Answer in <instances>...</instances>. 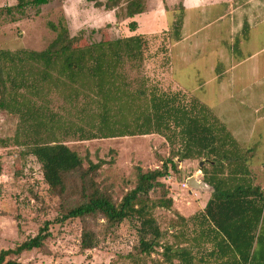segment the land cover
Masks as SVG:
<instances>
[{"label": "trees", "instance_id": "trees-1", "mask_svg": "<svg viewBox=\"0 0 264 264\" xmlns=\"http://www.w3.org/2000/svg\"><path fill=\"white\" fill-rule=\"evenodd\" d=\"M85 1L107 10L119 7L118 2L111 0ZM145 1L127 0L119 7L120 14L126 19L141 15L146 10ZM48 3L49 0L33 1L37 6ZM182 25L183 17L179 16L172 34L176 42L182 39ZM137 26L132 22L130 29L136 31ZM50 27L56 36L45 50L0 52V113L22 117L24 140L18 139L17 144L28 148L22 151V157H35L44 182L59 197L58 215L45 221L36 236L14 249L2 250L0 264H22L10 257L34 250L49 254L46 243L51 229L70 222L80 224V252L93 250L100 242L96 231L99 220L104 221L105 234L124 225L135 230L138 243L134 251L138 255L151 256L162 248L168 263L176 260L177 264H264V188L254 184L249 166L255 149L243 148L208 106L184 93L160 92L155 87L149 91L141 85L135 90L137 93L127 90L133 85L126 73L127 66L135 70L145 59L148 44L144 35L90 40L87 45H78L84 30L73 36L62 22L51 23ZM98 32L93 30L91 34ZM41 84L46 86L39 88ZM50 89L65 94L66 102L73 106L70 108L84 115L98 97L99 115L95 118L102 122L100 133L91 134L79 128L77 141L159 135L169 146V158L158 169L137 168L134 186L117 199L111 185L105 187L99 182L103 162H91L85 167L84 159L66 144L67 140L58 138L57 135L64 138L68 133L67 126L63 128L57 121L59 113L49 102L38 104L35 96L53 92ZM117 95L130 97L132 105L139 109L134 110L136 113L131 111L125 132L110 135L106 131L113 126L107 123L111 115L107 107L112 96ZM187 160L205 164L200 170L204 182L214 192L204 212L196 218L194 235L183 232L181 244L174 248L162 243L165 233L153 210L172 207L169 188L162 180L170 175L176 180L178 162ZM156 191L162 196L153 200L151 194Z\"/></svg>", "mask_w": 264, "mask_h": 264}, {"label": "rangeland", "instance_id": "rangeland-1", "mask_svg": "<svg viewBox=\"0 0 264 264\" xmlns=\"http://www.w3.org/2000/svg\"><path fill=\"white\" fill-rule=\"evenodd\" d=\"M33 1L0 0V52L45 50L56 36L50 27L51 23L66 24L73 36L84 30L85 35L77 42L78 45H87L90 40L107 41L141 34L147 38L148 47L140 68L135 70L128 66L126 68V73L133 82L127 90L137 93L135 90L139 85L148 88L149 91L150 88L155 87L160 92H181L187 98H194L207 104L203 96L198 94L199 92L193 93V88L195 83L204 82L208 78L201 75L194 77V69L186 64H180L174 55V45L179 42L172 39V34L179 16L183 17L182 30H180L182 39L189 33L195 32L196 29L192 25L197 23L195 33L200 39H203L207 33L216 31L215 26L209 27L205 22H196L197 18L203 17V13L189 14L185 10L183 5L188 0H146V10L132 19H126L120 14L119 7L127 0H111L118 2L119 5L114 10L96 8L93 3L85 0H49L48 4L41 6L33 4ZM107 1L110 0H103L104 3ZM117 14H120V17H117ZM132 22L138 25L136 31L130 29ZM260 23L261 25L256 29L258 33L255 32L254 35L256 41L249 45L253 48L252 53L258 54L257 59L264 58V25ZM93 30L100 32L92 35ZM204 46L205 52H210L208 44ZM259 82L260 84L255 86L257 99L249 106H264V75ZM43 86L46 85L41 84L39 88ZM50 90L53 92L38 93L35 96L38 104L49 102V106L59 113L57 121L62 123L63 128L67 126L68 133L64 138L59 134L58 138L67 140L66 144L84 159L85 167H89L91 162L93 164L103 162V166L99 169L101 174L99 182L105 187L111 185L117 199L134 186L137 168L158 169L169 158V146L159 135L77 141L79 133L76 132L79 128H84L91 134L100 133L99 124L102 122L97 119L98 117L95 118L99 115L98 97H95V101L88 106L90 109L86 110L84 115L80 111H78L80 114L77 113L78 109L73 110L71 105L70 108L65 94L63 96L60 91ZM120 97L122 96H112L111 103L107 107L111 112L107 123L113 126L112 130L106 131L110 135L125 132L131 111L136 113L134 110L139 109L132 105L130 97ZM82 100L81 98L79 101L80 105L83 103ZM227 100L228 96L222 99V101ZM221 103V100L214 98L206 106L227 126L243 148L255 149V155L249 166L253 173L254 184L264 188V107L247 109L244 107L245 103H241L240 108H228L224 105L221 109H217ZM21 120L19 114L0 113V168L2 169L0 252L14 249L29 237L36 236L45 221L56 218L60 205L59 197L52 193L44 182L40 165L35 157L32 155L22 157V151L28 148L17 144V141L24 140ZM118 124L123 126L119 127ZM200 168L199 160L178 162L179 176H176V180L173 178L175 186L166 183L171 175L162 180L169 188L168 198L173 201V205L169 209L158 207L153 210V215L165 233L162 243L172 244L174 248L181 244L180 236L183 232L190 236L194 235L196 218L204 212L212 194L210 191L181 187L192 177L204 181V174ZM151 196L153 200H157L161 198L162 193L156 191ZM103 226L104 221L99 220L96 226L99 246L85 253L80 252V224L70 222L65 226L56 225L51 229V238L46 243V251L49 254L34 250L10 258L22 264H177L176 260L173 263L165 261L162 248H158L151 256L135 254L137 234L127 225L111 234H105ZM187 228L188 230L185 231ZM130 254L135 256L130 257Z\"/></svg>", "mask_w": 264, "mask_h": 264}, {"label": "crops", "instance_id": "crops-1", "mask_svg": "<svg viewBox=\"0 0 264 264\" xmlns=\"http://www.w3.org/2000/svg\"><path fill=\"white\" fill-rule=\"evenodd\" d=\"M183 6L189 14L203 13L201 19L195 16L196 22L215 26L217 31L200 39L195 33L198 23L193 24L195 32L174 45L180 64L193 68L194 77L208 78L195 83L193 93L199 92L206 105L218 98L222 103L217 109L224 105L240 108L241 103L247 109L263 108L249 106L257 99L255 86L264 75V58L257 59L258 54L254 55L249 45L256 41L254 35L260 22L264 25V0H188ZM204 44H208L210 52H205ZM224 96H228L227 101H222Z\"/></svg>", "mask_w": 264, "mask_h": 264}, {"label": "water", "instance_id": "water-1", "mask_svg": "<svg viewBox=\"0 0 264 264\" xmlns=\"http://www.w3.org/2000/svg\"><path fill=\"white\" fill-rule=\"evenodd\" d=\"M203 162L200 163V166H203ZM189 187L195 190H204V191H210L211 193L214 192V189L209 186L206 182L198 180L194 177L188 179Z\"/></svg>", "mask_w": 264, "mask_h": 264}, {"label": "built area", "instance_id": "built-area-1", "mask_svg": "<svg viewBox=\"0 0 264 264\" xmlns=\"http://www.w3.org/2000/svg\"><path fill=\"white\" fill-rule=\"evenodd\" d=\"M172 177V176H171ZM171 177H168V182H166V183H168V184H171V185H173V186H175V184H174V180H173V177L171 178ZM181 186V185H180ZM182 188H185V189H190V187H189V185H188V183L186 182L185 184H182V186H181Z\"/></svg>", "mask_w": 264, "mask_h": 264}]
</instances>
